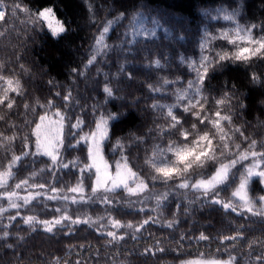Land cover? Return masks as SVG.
I'll use <instances>...</instances> for the list:
<instances>
[{"label":"snow or ice","instance_id":"obj_1","mask_svg":"<svg viewBox=\"0 0 264 264\" xmlns=\"http://www.w3.org/2000/svg\"><path fill=\"white\" fill-rule=\"evenodd\" d=\"M81 3L96 31L79 63L67 66V82L41 67L49 79L33 89L22 56L0 60V248L16 251L38 236L62 244L87 232L96 244L69 243L38 258L160 264L175 253L178 264H264V134L249 133L264 128V18L245 15V0H220L200 9L193 31L145 0ZM60 6L0 0V38L23 16L72 48L80 25L71 14L59 18ZM159 29L177 46L171 59L150 47ZM113 35L118 43H109ZM139 53L146 63L133 62ZM173 62L182 75L152 81ZM203 210L227 228L201 224ZM201 244H215L216 255ZM186 245L197 248L195 258Z\"/></svg>","mask_w":264,"mask_h":264},{"label":"trees","instance_id":"obj_2","mask_svg":"<svg viewBox=\"0 0 264 264\" xmlns=\"http://www.w3.org/2000/svg\"><path fill=\"white\" fill-rule=\"evenodd\" d=\"M6 2L11 3L12 0H6ZM25 2H29V0H25ZM38 2L44 4L51 3L52 5L59 3L61 5L60 11L58 12L59 18L63 19L65 15L71 14L80 27L74 35L72 48H68L63 42L59 44L53 43L45 35L39 34L37 31H33L30 25L22 23L25 19L23 16H21L19 20H16L15 30H11V25L8 26L10 29L8 35L0 38V60L10 59L15 62L17 55L22 56V62L32 70L34 75V80L31 86L33 89L44 88L46 86L47 79H49V76L41 73V67L48 70L50 76L55 77L56 80L60 82H67V66H75V64L79 63L80 58L84 56L85 50L91 42L92 34L96 31L94 27L88 26L89 19L87 9L83 7L81 0H62V3L61 0H38ZM92 2H94L97 7L103 4L105 5V8H107L113 3V0H92ZM145 3L149 6V8L164 15L165 19L172 20L175 16H182L186 18L190 22L193 31H195L197 25L201 24L202 13L200 9L219 6L220 0H145ZM245 3V15L249 18L252 15H255L257 18H264V0H245ZM106 15H108L106 11L101 12L100 18L103 19ZM112 15L114 16L115 13ZM152 15L155 16L156 12H153ZM9 19L13 18L10 17ZM241 22L243 23V21ZM124 23L127 24V21ZM142 23L145 27H151L147 18H145ZM75 26L76 25L74 24V27ZM215 26L219 27L220 25ZM165 27H168V25H165ZM124 31L125 28L122 27L117 29V33H123ZM156 35L157 38L155 39L154 44H151L150 47L154 48L158 55L164 54L168 59H171L172 56L175 55L177 46L170 39V34L165 33L163 29H159L157 30ZM118 42L119 41L116 40L115 35H113V39L109 41V43ZM180 51L183 52L184 49L181 48ZM129 59H132V57H129ZM133 62L146 63L147 61L144 59L143 53H139ZM114 70L115 69H113V71ZM261 70H264V68ZM227 71L232 72L236 71V69L230 66ZM173 73L182 75L183 66L178 68L176 62H173L171 68H166L164 71L153 73L151 79L152 81H155L160 76H169V78H172ZM231 74L232 73H227L226 75ZM92 75L93 78H95V73H92ZM139 79L145 80L148 79V77L140 74ZM213 83H215V81ZM90 86V82L87 85L85 83H80L79 91L83 94H87L86 89L90 88ZM243 91L247 92L248 88H244ZM140 94L141 93L139 92L137 93V95ZM161 102L166 103L169 101ZM254 115L255 114L247 116V119L252 121L253 125H255ZM249 133L258 137L260 134H264V128L254 126L249 129ZM105 155L109 163H113V159L107 151ZM0 159H2V153H0ZM261 187H264V185H261ZM251 194L255 195L256 193L253 192ZM49 207H51V205ZM35 211L37 213H42V206L38 207ZM128 218L130 219L131 217ZM196 219L201 224L207 225L211 223L216 224L217 228H227L226 223H217L218 218L215 214L209 216L207 210H203L202 215L198 214ZM191 223L192 222L189 221V223L184 227H191ZM234 223L238 224L241 223V221H234ZM153 231H156V229L154 228ZM23 234L28 235L29 233ZM157 235H159V233H157ZM86 237H88V233L82 232L71 241L65 240L62 244H57L56 241H48V238L45 236H38L31 240L25 248H21L16 251L9 250L7 248H0V264H43V260L38 257L56 252L58 248H62L69 243L80 244L90 242L92 244H96L94 237H89L87 240L85 239ZM216 247L217 246L215 244L211 246L201 244L199 246V251L205 253L206 256H215ZM185 251L191 253V256L187 258L197 256V248L195 246L186 245ZM84 255L87 257L89 254L85 252ZM176 255L177 254L174 253L173 255L164 257L160 261V264H165V262H167V264L178 263ZM18 257H23V259L18 260ZM89 264H93V262L89 261ZM136 264H141V262L137 260Z\"/></svg>","mask_w":264,"mask_h":264}]
</instances>
